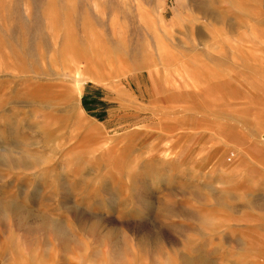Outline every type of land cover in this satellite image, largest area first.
I'll return each instance as SVG.
<instances>
[{"label": "rangeland", "instance_id": "374dc122", "mask_svg": "<svg viewBox=\"0 0 264 264\" xmlns=\"http://www.w3.org/2000/svg\"><path fill=\"white\" fill-rule=\"evenodd\" d=\"M4 210L0 264H264V0H0Z\"/></svg>", "mask_w": 264, "mask_h": 264}, {"label": "bare ground", "instance_id": "6f19581e", "mask_svg": "<svg viewBox=\"0 0 264 264\" xmlns=\"http://www.w3.org/2000/svg\"><path fill=\"white\" fill-rule=\"evenodd\" d=\"M81 83H82V82H81ZM259 208L262 209V208H263V205L261 204ZM5 212H6V210H4L3 212L0 211V220L3 219L2 217H6ZM38 218H39V217H38ZM38 218H37V219H38ZM6 219H7V218H6ZM35 219H36V217H35ZM37 219H36V220H37ZM39 219H40V218H39ZM198 219H199V218H198ZM256 219H257V220L260 219V221H262V222L264 223V215H262V217H258V218H256ZM35 225H36V224H35ZM36 226H37V225H36ZM34 227H35V226H34ZM263 227H264V226H263ZM255 231H256V230H255ZM28 233H29V232H28ZM262 244H263V243H262ZM262 244H261V248L263 249L264 244H263V245H262ZM200 262H201V261H199V263H200ZM202 264H204V262H203Z\"/></svg>", "mask_w": 264, "mask_h": 264}]
</instances>
